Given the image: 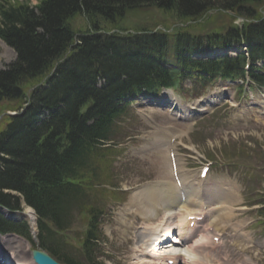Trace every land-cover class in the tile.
<instances>
[{"label":"trees","instance_id":"16d2710c","mask_svg":"<svg viewBox=\"0 0 264 264\" xmlns=\"http://www.w3.org/2000/svg\"><path fill=\"white\" fill-rule=\"evenodd\" d=\"M161 17L184 28L170 32ZM0 39L17 55L0 71V116L18 113L0 122V206L33 208L38 240L66 264H79L67 253L74 211L84 262L96 264L104 210L92 199L108 193L133 101L188 80L249 75L264 86V0H0ZM235 48L236 57L193 58ZM11 232L30 238L0 215V233Z\"/></svg>","mask_w":264,"mask_h":264},{"label":"rangeland","instance_id":"374dc122","mask_svg":"<svg viewBox=\"0 0 264 264\" xmlns=\"http://www.w3.org/2000/svg\"><path fill=\"white\" fill-rule=\"evenodd\" d=\"M20 1H27L33 6L39 2ZM166 19L161 17L160 21L163 25L171 26L168 29L170 32L184 28L172 18ZM195 24L188 23L185 26ZM75 25L85 26V20L79 17ZM160 30L164 31V26ZM15 60L16 54L13 50L10 51L1 44L0 71L5 70ZM198 94H202L200 99L196 96ZM218 95L222 96L219 104L202 108L201 105L210 103ZM167 103L182 106L185 111L193 109L191 113L196 115L189 114L190 117H186L185 114L173 111ZM7 113L10 111L0 116V122ZM120 127L121 144L114 147L116 153L111 157L112 179L102 185V189L108 193L102 198L92 199V203L103 205L106 213L102 223L104 240L96 251V264H140L144 257L148 264H161L155 259L163 257L166 259L163 264H167L170 257L178 258L175 264H188L186 259L189 258L188 250L193 244L192 238L182 245L176 244L181 240L174 234L169 238L172 241L166 240L157 251L147 249L151 229H156L164 221L160 208L163 207L162 202H159L160 207L156 206L160 211L155 210L157 217L153 218L141 214L145 206L143 203L139 205L132 202L141 200L146 188L161 185L168 180L173 181L170 154L175 155L177 166L196 183L205 181L198 177L202 166L209 162L216 163L205 183L213 185L222 182L224 186L232 184L238 192V202L232 215L234 217L222 224L223 227L220 226L217 231L211 227V235L217 238L222 236V239L211 250L208 248L209 256L203 264H264V218L259 214V208L264 205V87L242 85L241 81L233 83L222 80L205 86L196 80H188L177 90L163 91L158 99L141 98L133 101L131 112L123 119ZM160 139L162 141L158 142ZM221 207L212 205L208 211L200 210L199 213H209L207 220L201 225V231L208 229L211 220L217 213H221ZM23 208L22 212L26 207ZM72 218L73 223L66 239L69 243L68 250L78 263L85 264L80 243L86 226L83 219H78L76 211ZM174 218L176 225V217ZM123 219L128 229H123L120 225L124 222ZM18 223L29 226L31 242L16 234L0 235V252L12 254L13 260L18 264L33 263L31 259L28 260V246L32 251H43V245L36 239L38 229L33 232L29 220ZM189 231L186 230L187 237L191 233ZM159 233L161 232L156 234ZM191 237L194 238L195 234ZM22 244L25 249L21 248Z\"/></svg>","mask_w":264,"mask_h":264},{"label":"bare ground","instance_id":"6f19581e","mask_svg":"<svg viewBox=\"0 0 264 264\" xmlns=\"http://www.w3.org/2000/svg\"><path fill=\"white\" fill-rule=\"evenodd\" d=\"M0 43L4 47H6L8 50L12 51L1 40H0ZM223 52H224L223 50H217L216 52L213 53V55H216V56L223 55L224 54ZM210 101H211L210 103H206V104L203 102L205 105H201L202 108L207 109L208 105L219 104L222 101V96L218 95L217 97L212 98V100ZM169 106L173 109V111H177L179 114H185L186 117H190V115L191 116L193 115V113H191L192 110L185 111L182 106L177 107V106H174V104H169ZM161 141L162 140L160 139L158 142H161ZM168 142H170V140ZM177 174H178V179H179L180 184H178L174 180L173 173L171 170V176H172L173 181L166 179L168 181L164 182L161 185L148 187L145 190L143 189L144 192H143L141 200L139 201L133 200L132 202L134 204H139V205L143 203V205L145 206L144 207L141 206V208L143 207L141 214H145L146 216H148V218L150 217L153 218L154 216L157 217L156 212H155L156 206L160 205L159 202H162V205H163V207L159 206L160 208H162V214L164 216L163 224L161 223L162 225H159L158 226L159 228L157 227L156 229H151L150 234H148L149 233L148 231L147 234H148L149 244L147 246V249H150L151 251H157V247L154 246V241L159 242L161 245V242L163 240L164 241L168 240L171 237L173 230H175V232L178 233L176 235V238L181 240L180 243L175 241L176 244L182 245L183 242H186L187 240L191 238L193 239V244L191 245V247H189V250H188L189 258L188 260L186 259L187 263L188 264H199L196 262H200V264H203L204 262L207 261L206 257L209 256L208 248L210 247V250H211L213 247H215V244L213 243L212 235L210 233V229L211 227H213V229L217 231L219 230V227L222 224H226L225 222H229V220H231L234 217L232 215L234 211V206L238 202V192L237 190L234 189V186L232 184H228L227 186L226 185L224 186L222 182H219L216 184L214 183L213 185H210V183H201V182L196 183L195 181L190 180V178H188V176H186L183 173L181 167H177ZM212 205H220L222 206L221 207L222 210L220 211L221 213H217L216 217H214L211 220V224L208 226V229L205 231H201L200 228L202 226L200 225V222H197L195 219L196 222H194V227L197 226V229L191 230L190 229L191 222H188V218L192 214L191 212H195L194 215L202 217L203 214H198L197 212L200 210L208 211V208L211 207ZM26 208L24 212H18L16 214H12L11 212H8V211H3L2 209L1 210L3 211L5 216L10 220H14V221L29 220L31 222L32 231L36 232V216L34 214V211L31 208H28V207ZM190 208H194V209L191 210ZM174 217H176V225H178L176 229L174 228L176 227V225H174L175 224ZM123 220L124 222L122 223L120 222L121 223L120 225L124 227L123 229H125L126 222H125V219ZM205 221H203L201 224H204ZM186 230H190L189 232H191L190 234L188 233L189 234L188 237H187ZM157 232H161L162 235L161 233L157 235L156 234ZM193 233L195 234L194 238L191 237ZM156 235L158 236L157 239L155 238ZM20 241H23V240L20 239ZM145 243L146 242L144 241V244ZM22 247L23 249H25L24 244H22L21 248ZM32 252H33L32 249L28 246V251H27L28 260L30 259L33 260ZM200 252L203 253L204 255L203 254L201 255ZM23 254L24 253L21 251V256H23ZM7 257L11 259V262H12L13 255L7 254ZM171 259L175 260L173 259V257L172 258L170 257L168 260H171ZM165 260L166 259H164V257L160 259H157V258L155 259L156 262L159 261L161 262V264H163V261ZM140 261L142 264H148V262H146L145 260V257L144 259ZM15 263L18 264L16 261ZM29 264H35V263L31 262Z\"/></svg>","mask_w":264,"mask_h":264},{"label":"water","instance_id":"95a60500","mask_svg":"<svg viewBox=\"0 0 264 264\" xmlns=\"http://www.w3.org/2000/svg\"><path fill=\"white\" fill-rule=\"evenodd\" d=\"M33 259L36 264H58L47 254L38 251L33 252Z\"/></svg>","mask_w":264,"mask_h":264}]
</instances>
